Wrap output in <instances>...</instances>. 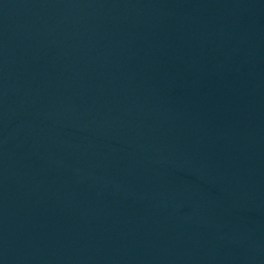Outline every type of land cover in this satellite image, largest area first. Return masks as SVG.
<instances>
[{"label": "water", "instance_id": "water-1", "mask_svg": "<svg viewBox=\"0 0 264 264\" xmlns=\"http://www.w3.org/2000/svg\"><path fill=\"white\" fill-rule=\"evenodd\" d=\"M0 264H264V0H0Z\"/></svg>", "mask_w": 264, "mask_h": 264}]
</instances>
